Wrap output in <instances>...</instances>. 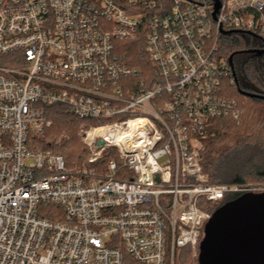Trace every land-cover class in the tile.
<instances>
[{
    "label": "built area",
    "instance_id": "built-area-1",
    "mask_svg": "<svg viewBox=\"0 0 264 264\" xmlns=\"http://www.w3.org/2000/svg\"><path fill=\"white\" fill-rule=\"evenodd\" d=\"M220 3L214 18V0H0V264H174L187 246L196 258L212 208L252 192L200 162L214 121L240 118L220 37L264 35V0ZM141 35L150 84L119 47ZM56 105L95 122L82 167L29 146Z\"/></svg>",
    "mask_w": 264,
    "mask_h": 264
},
{
    "label": "trees",
    "instance_id": "trees-1",
    "mask_svg": "<svg viewBox=\"0 0 264 264\" xmlns=\"http://www.w3.org/2000/svg\"><path fill=\"white\" fill-rule=\"evenodd\" d=\"M218 45L222 57L228 61L232 58L234 83L227 81L225 87L232 100H235L232 89L237 90L238 100L235 101L239 104L242 115L239 122L228 118L214 121L202 142L200 162L212 183L240 186L264 183V54L250 52L264 50V35L231 32L222 35ZM119 47L127 64L139 68L142 78L150 84V80L155 78V68L147 54L145 36L141 35L136 41L120 42ZM241 92L261 98L245 97ZM46 117L51 121V127L43 137L32 135L30 148L62 155L70 168L74 161L80 165L88 158L90 151L80 142L79 133L94 126L95 122L82 119L68 107L60 105L48 107ZM117 158V152L110 150L97 166L105 167L110 160ZM242 194H228L222 205ZM56 210L58 209L53 207L47 209L50 212ZM53 214H45V217L54 220L56 216ZM204 238L205 229L198 245L197 262Z\"/></svg>",
    "mask_w": 264,
    "mask_h": 264
},
{
    "label": "water",
    "instance_id": "water-1",
    "mask_svg": "<svg viewBox=\"0 0 264 264\" xmlns=\"http://www.w3.org/2000/svg\"><path fill=\"white\" fill-rule=\"evenodd\" d=\"M214 2L216 18L221 3L220 0ZM250 52L264 54V50ZM229 62L233 69L232 58ZM241 94L249 98H261L250 93ZM102 144L103 142H99V145ZM198 262L264 264V192L243 193L237 199L222 205L212 215L205 226V238L200 246Z\"/></svg>",
    "mask_w": 264,
    "mask_h": 264
},
{
    "label": "rangeland",
    "instance_id": "rangeland-1",
    "mask_svg": "<svg viewBox=\"0 0 264 264\" xmlns=\"http://www.w3.org/2000/svg\"><path fill=\"white\" fill-rule=\"evenodd\" d=\"M232 93H233V98L235 100L236 99L238 100V92H237V90L235 88L232 89ZM236 103H237V101H236ZM238 109H239V112H240V118L238 120H233V121H236V122L240 121L241 115H242V112L240 110L241 108H239V104H238ZM79 138H80V142H81L80 133H79ZM85 161L86 160H84L80 165L75 164L77 162L74 161L73 162L74 165L72 167H82L83 164L85 163ZM241 187H243V189H247V190L252 191V192H264V183H249V184L241 185ZM221 205L222 204L212 208L213 214L221 207ZM167 264H171L169 258H168ZM175 264H198L197 257L193 258L192 249H191L190 246L178 249V251L176 253V257H175Z\"/></svg>",
    "mask_w": 264,
    "mask_h": 264
},
{
    "label": "flooded vegetation",
    "instance_id": "flooded-vegetation-1",
    "mask_svg": "<svg viewBox=\"0 0 264 264\" xmlns=\"http://www.w3.org/2000/svg\"><path fill=\"white\" fill-rule=\"evenodd\" d=\"M208 222H209V221H208ZM208 222H207V223H208Z\"/></svg>",
    "mask_w": 264,
    "mask_h": 264
}]
</instances>
